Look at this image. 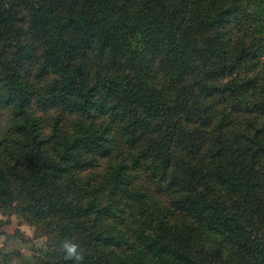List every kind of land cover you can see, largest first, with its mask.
Returning a JSON list of instances; mask_svg holds the SVG:
<instances>
[{
    "label": "trees",
    "instance_id": "16d2710c",
    "mask_svg": "<svg viewBox=\"0 0 264 264\" xmlns=\"http://www.w3.org/2000/svg\"><path fill=\"white\" fill-rule=\"evenodd\" d=\"M36 48L37 75L56 76L44 100L106 115L96 142L82 134L102 155L113 151L112 131L128 149L142 144L144 172L184 220L151 208L129 224L111 217L99 200L122 165H110L108 189L59 183L70 155L49 154L26 112L33 91L22 62ZM263 58L264 0H0V103L20 147L0 163V207L48 238L28 264H264ZM206 221L232 246L205 243ZM63 241L83 261L65 259Z\"/></svg>",
    "mask_w": 264,
    "mask_h": 264
},
{
    "label": "rangeland",
    "instance_id": "374dc122",
    "mask_svg": "<svg viewBox=\"0 0 264 264\" xmlns=\"http://www.w3.org/2000/svg\"><path fill=\"white\" fill-rule=\"evenodd\" d=\"M33 54L36 55L33 56ZM37 54H39V49L36 48L22 62L24 64L22 81L33 91L28 97L26 112L31 122L37 121L41 125L42 134L40 136L45 140L43 146L49 154L60 158L67 151L70 155L67 160H61V165L65 167V170L61 173L59 183H66L73 178L80 180L85 189H96V187L108 189L111 186L105 180L112 170L110 165H122L120 181L118 180V184L114 186L116 189L111 196L104 195L99 200L101 204L105 202L111 204L114 211L111 217L114 216L116 220L129 224L136 221L140 215L147 219L149 215L144 212V209L151 208L156 210V216L163 215L165 222L178 224L184 220L183 214L168 210L169 208L163 205L165 201H163L161 186L153 178L147 176L148 172H144L142 160L138 157L143 147L142 144L136 150L128 149L121 145L119 137L112 131L110 136L114 138L113 151L102 155L97 151L99 147L90 139L93 137L95 141L102 134V126L110 122L106 115L98 113L93 117H85L84 114L71 113L64 107L54 106L48 100H44L47 96V87L56 76L51 72L41 76L37 75L40 64ZM90 59L92 60L93 57ZM159 73L160 71L156 69L155 76ZM9 119L10 107L0 103V143H2L0 163L3 164L14 162L13 157L17 155L16 150L20 148L14 140L17 135L11 130ZM82 134L91 137L85 141L82 139L84 137ZM102 143L107 142L102 140ZM5 146H10L12 149L7 150ZM180 157H184V152L179 147L174 153V158ZM19 158L22 159V156ZM129 189L141 191L144 196L134 199L127 193ZM130 207H133V212L128 211ZM151 213L154 214V212ZM217 231V228L213 229V225L206 221L197 234L207 244L214 240L223 243L227 250L232 243L227 237L218 236ZM37 233L34 226L29 224L20 213L4 214L0 207V264H28V259L33 256L34 252L45 251L48 238L44 235L36 236Z\"/></svg>",
    "mask_w": 264,
    "mask_h": 264
},
{
    "label": "clouds",
    "instance_id": "9594fccd",
    "mask_svg": "<svg viewBox=\"0 0 264 264\" xmlns=\"http://www.w3.org/2000/svg\"><path fill=\"white\" fill-rule=\"evenodd\" d=\"M60 250L64 252L65 259H72L76 262H81L84 259L82 252L78 250V245L75 243L63 241L60 244Z\"/></svg>",
    "mask_w": 264,
    "mask_h": 264
}]
</instances>
